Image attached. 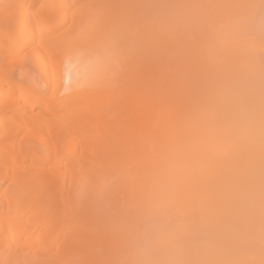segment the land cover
<instances>
[{
    "label": "bare ground",
    "instance_id": "bare-ground-1",
    "mask_svg": "<svg viewBox=\"0 0 264 264\" xmlns=\"http://www.w3.org/2000/svg\"><path fill=\"white\" fill-rule=\"evenodd\" d=\"M262 7L0 0V264H264Z\"/></svg>",
    "mask_w": 264,
    "mask_h": 264
},
{
    "label": "rangeland",
    "instance_id": "rangeland-1",
    "mask_svg": "<svg viewBox=\"0 0 264 264\" xmlns=\"http://www.w3.org/2000/svg\"><path fill=\"white\" fill-rule=\"evenodd\" d=\"M65 28V27H63ZM12 60H16L12 66V74L13 80H16L21 83H27V75L30 72H34V63L32 57L29 54H16L12 56ZM38 143V140L36 141ZM8 183V180L1 182V189Z\"/></svg>",
    "mask_w": 264,
    "mask_h": 264
},
{
    "label": "clouds",
    "instance_id": "clouds-1",
    "mask_svg": "<svg viewBox=\"0 0 264 264\" xmlns=\"http://www.w3.org/2000/svg\"><path fill=\"white\" fill-rule=\"evenodd\" d=\"M261 5L264 6V0H261ZM262 9H264V7H262ZM261 46L262 48H264V37H261ZM262 65H264V58H262L261 61ZM182 221L179 218H174L170 223H169V228L170 230H175L177 228V226L179 224H181ZM144 232L146 234H150L152 232V225H146L144 228ZM161 256L166 255L165 253H160ZM152 264H174L173 261L169 260V259H164V258H160L156 261H153Z\"/></svg>",
    "mask_w": 264,
    "mask_h": 264
}]
</instances>
